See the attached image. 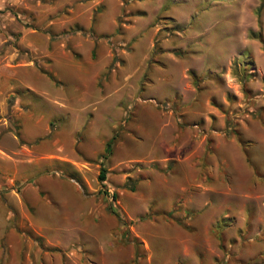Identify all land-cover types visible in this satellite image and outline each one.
Returning a JSON list of instances; mask_svg holds the SVG:
<instances>
[{
    "label": "rangeland",
    "instance_id": "374dc122",
    "mask_svg": "<svg viewBox=\"0 0 264 264\" xmlns=\"http://www.w3.org/2000/svg\"><path fill=\"white\" fill-rule=\"evenodd\" d=\"M0 264H264V0H0Z\"/></svg>",
    "mask_w": 264,
    "mask_h": 264
},
{
    "label": "trees",
    "instance_id": "16d2710c",
    "mask_svg": "<svg viewBox=\"0 0 264 264\" xmlns=\"http://www.w3.org/2000/svg\"><path fill=\"white\" fill-rule=\"evenodd\" d=\"M193 80L194 82L197 81V78L195 76H193ZM114 136L110 137L104 144L103 147V153L101 154V158H106V156L110 153V148H111V144H112V140H113ZM105 168L103 166H100L99 168V172L97 174V180L102 182L105 179ZM112 196H114V194L112 193Z\"/></svg>",
    "mask_w": 264,
    "mask_h": 264
}]
</instances>
